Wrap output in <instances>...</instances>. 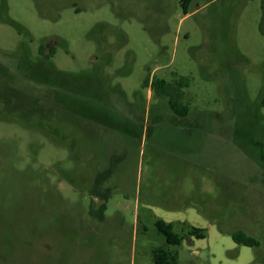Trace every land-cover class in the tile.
<instances>
[{
	"label": "rangeland",
	"instance_id": "rangeland-1",
	"mask_svg": "<svg viewBox=\"0 0 264 264\" xmlns=\"http://www.w3.org/2000/svg\"><path fill=\"white\" fill-rule=\"evenodd\" d=\"M179 1L0 0V264L264 263V0ZM181 76L185 117L143 86Z\"/></svg>",
	"mask_w": 264,
	"mask_h": 264
},
{
	"label": "trees",
	"instance_id": "trees-1",
	"mask_svg": "<svg viewBox=\"0 0 264 264\" xmlns=\"http://www.w3.org/2000/svg\"><path fill=\"white\" fill-rule=\"evenodd\" d=\"M191 1L192 0L179 1V4L181 5L184 14L188 13V8ZM42 49L43 46L40 45L38 47L39 54H42ZM53 52L54 49L51 48L47 54H43V58L48 59ZM188 85L189 78L186 76H181L171 81H166L164 79L154 77L151 80H145L143 83L144 87H150L155 96L166 99L169 110L179 117H185L188 115L189 106L184 101V88L188 87ZM121 158L122 155L117 156L116 154H114L111 158L109 165L96 174L92 187L90 188V194L92 196H97L99 199L103 200V203H101L97 208H94V205L93 208H91V215L98 220L104 219V212L106 209L105 202L110 194L108 192L109 189L105 188V190H103V185L111 176V174L115 171L117 163ZM154 225L157 232L163 236L165 244L177 245L181 242L182 236H179L173 231L172 223L157 219L154 222ZM188 234L194 236L195 238H204L206 236L205 229L198 228L195 226L188 227ZM231 237L236 244L254 247L258 251V248L260 246L259 240L251 235L246 234L244 231H233L231 233ZM152 259L153 264H177L176 254L168 250L164 246H160L153 249Z\"/></svg>",
	"mask_w": 264,
	"mask_h": 264
},
{
	"label": "water",
	"instance_id": "water-1",
	"mask_svg": "<svg viewBox=\"0 0 264 264\" xmlns=\"http://www.w3.org/2000/svg\"><path fill=\"white\" fill-rule=\"evenodd\" d=\"M93 201H94V208H97L98 203L103 201V200L93 196Z\"/></svg>",
	"mask_w": 264,
	"mask_h": 264
},
{
	"label": "flooded vegetation",
	"instance_id": "flooded-vegetation-1",
	"mask_svg": "<svg viewBox=\"0 0 264 264\" xmlns=\"http://www.w3.org/2000/svg\"><path fill=\"white\" fill-rule=\"evenodd\" d=\"M92 196V195H91ZM95 197H97V196H95ZM98 198V197H97ZM92 199H93V196H92ZM93 205H94V201H93Z\"/></svg>",
	"mask_w": 264,
	"mask_h": 264
}]
</instances>
